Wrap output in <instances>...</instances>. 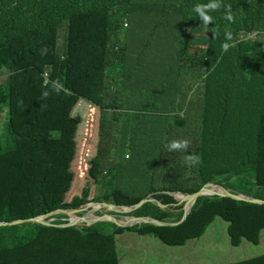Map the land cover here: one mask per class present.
Segmentation results:
<instances>
[{
  "label": "trees",
  "instance_id": "1",
  "mask_svg": "<svg viewBox=\"0 0 264 264\" xmlns=\"http://www.w3.org/2000/svg\"><path fill=\"white\" fill-rule=\"evenodd\" d=\"M216 2L205 28L193 11L197 4ZM230 5L234 22L224 18ZM94 14V30L83 38L90 47L104 44L101 84L99 149L93 158L81 204L63 199L43 200L35 210L29 199V156L24 145L0 134V264H119L114 253L120 235L130 232L151 237L171 247L200 238L220 218L226 221L231 245L243 241L254 246L264 230V205L221 196H201L186 220L176 227L151 223L119 226L113 221L66 226L78 209L83 216L91 202L115 206L136 205L154 194L142 207L123 213L103 208L99 215L153 218L168 223L183 219L185 202L177 204L169 192L191 195L207 183L264 200V0H0V123L14 100V76L3 75L15 65L13 48L23 33L56 30L53 61L45 65L48 76L39 95L47 122L29 137L43 142L61 141L67 134L69 73L76 37L74 17ZM97 15V17H96ZM126 24H128L126 26ZM129 24L131 26L129 27ZM61 30V37H59ZM231 31L232 41L225 32ZM256 39H247L248 34ZM142 40L128 53L125 39ZM154 42L153 52L146 46ZM223 43H235L224 51ZM172 51L167 53V49ZM59 81L63 90L52 88ZM49 95L42 98V93ZM43 106V107H42ZM188 111L187 118L179 113ZM28 110H21L24 120ZM190 145L172 163L147 158L148 149L167 150L174 139ZM38 147L30 152L33 156ZM195 154L200 162L188 166L183 157ZM128 156V157H127ZM157 157V155H155ZM101 164V167L99 166ZM40 179V171H35ZM158 202V203H157ZM182 202V201H181ZM85 205V209L81 207ZM55 213L51 224L32 220ZM29 221L14 224L17 220ZM99 224H111L104 230ZM239 264H264V255Z\"/></svg>",
  "mask_w": 264,
  "mask_h": 264
},
{
  "label": "rangeland",
  "instance_id": "2",
  "mask_svg": "<svg viewBox=\"0 0 264 264\" xmlns=\"http://www.w3.org/2000/svg\"><path fill=\"white\" fill-rule=\"evenodd\" d=\"M93 15L76 16L71 23V34L76 37V41L71 55L73 67L69 73L67 86L68 130L63 140L43 142L42 139H33L28 136V131H33L39 135L47 122V114L43 108L41 109L39 95L48 81L45 65L53 61V45L57 31L52 30L39 34L34 30H29L23 33V36L16 41L13 48L16 55L15 65L2 78L5 81L7 77L14 76L15 81H13L14 100L11 108L6 107L1 113L2 118L8 116L9 122L5 126L0 123V134L4 131L8 139L14 140L17 143L18 151L21 145H24L29 151V156L23 159L24 163L22 164L25 170H28V181L26 183L30 190L29 199L34 202L36 211L44 209L43 200L48 203L51 200L63 199L73 204H81L86 190L85 186L90 181L89 172L98 167L92 160L99 149L101 68L104 62L105 46L104 44L93 46L91 50L90 47L87 48L83 45L84 36L94 30ZM130 26L131 24H129ZM59 37H61V30H59ZM141 44H143L142 40L127 38L124 47L128 53H131ZM146 46L151 52L158 50L154 42H149ZM44 48L47 49V52L42 55L41 49ZM170 51H172L171 48L167 49V53ZM21 101L22 103H20ZM21 110L29 111L28 119H23ZM179 116L187 118L188 111L182 110ZM36 146L38 150L33 156L30 151ZM146 157H152L154 161L168 164L178 158V153H170L167 150L156 153L154 150L148 149ZM99 166L101 167V164ZM35 171L42 173L38 180ZM173 198L177 204L183 203L176 196H173ZM92 203L95 202H91L87 206L91 207ZM120 207L123 210L120 213H123L125 208L129 206L121 205ZM81 208L86 210L85 205ZM103 210H98L94 215L102 216L98 212ZM106 214L108 213L103 215ZM49 216L50 214L47 213L42 217L48 220ZM77 216V213L75 216L69 215V219ZM116 218L121 221L127 219L124 216H116ZM107 221L109 222V220L101 222ZM218 224L226 223L218 218L214 225L208 227L207 231L210 230V235L213 234L216 240L223 242L225 227ZM99 226L104 230L111 229V224H99ZM217 227L219 229L216 230ZM132 234L126 233L120 236L118 244L122 246L114 252L112 250V253L120 260V264H166V261H169L163 257L148 258L145 253L146 246L140 241L142 237L135 233ZM146 238L160 242L155 238ZM248 246L253 249L243 250L234 246L233 248L225 247L221 249L218 254V263L213 264H227L236 259L250 257L253 254L264 255V241L260 247Z\"/></svg>",
  "mask_w": 264,
  "mask_h": 264
},
{
  "label": "water",
  "instance_id": "3",
  "mask_svg": "<svg viewBox=\"0 0 264 264\" xmlns=\"http://www.w3.org/2000/svg\"><path fill=\"white\" fill-rule=\"evenodd\" d=\"M169 194L176 196L180 201L185 202L183 219L179 223H168V222L159 221V220H156L153 218H144V217L140 218V217H134V216H128L125 221H121L118 218H116L112 215H108V214L102 215V216H95L94 214L98 210L106 208V207H108L109 210L115 211L116 213H120L123 211L120 206L95 202V203H92L91 209L89 211H87V213L85 215L80 216V217L77 216L76 218H72V219H70V222L68 224L63 225V226L64 227L74 226V225H77L80 223L94 224V223L101 222L104 220H109V221L111 220L114 223H116L117 225L124 226V227L134 226V225L143 224V223L144 224L145 223H151V224H155V225H159V226H166V227H175V226L180 225L181 223H183L186 220V218L190 214L193 206L195 205L196 201L201 196H221V197H228V198H231V199L237 200V201H246V202H250V203H254V204L264 205L263 199H258V198H254L251 196L238 195V194L232 193V192L228 191L227 189H225L224 187H222V186H220L214 182L207 183L205 186H203V188L201 190H199L198 192H195L191 195H185V194H182L181 192H169ZM152 196H153V194L150 195L149 197L143 199L141 202H139L136 205L126 207L125 212H130V211L132 212V211L142 207L147 202L154 201L153 199H150ZM62 211L66 212L69 215H73V216H75V214L77 213L76 209L62 210ZM59 212H61V210L48 213V214H50L49 218L53 214L59 213ZM32 220L50 225L51 220H53V219H51L50 221H47V220H45V217L39 216V217L33 218ZM27 221H29V219L17 220L13 223L14 224H20V223H24ZM5 223H0V225L5 224Z\"/></svg>",
  "mask_w": 264,
  "mask_h": 264
},
{
  "label": "crops",
  "instance_id": "4",
  "mask_svg": "<svg viewBox=\"0 0 264 264\" xmlns=\"http://www.w3.org/2000/svg\"><path fill=\"white\" fill-rule=\"evenodd\" d=\"M216 221H214L211 225H214ZM226 224H218L223 225L225 227L224 230V240L223 242L216 240L215 236L210 235L209 231L206 232L197 239L188 241L183 246L171 247L162 242H157L151 239H147L146 237L141 238V242L146 246V255L147 257L153 258H166V264H213L218 263L219 251L225 247L233 248L231 245L230 237L228 234V226L229 224L223 220ZM176 227V226H175ZM219 227L216 228V230ZM127 234H132L130 232H126ZM126 233L120 235L123 236ZM133 235V234H132ZM133 237V236H132ZM119 239V237H118ZM264 241V230L261 233V242L258 246L260 247L262 242ZM252 245L246 241H243L242 244L235 248H240L243 250H252L253 248H249ZM118 247V243H117ZM249 252V251H247ZM110 256L113 257L112 252H109ZM263 255H251L250 257H245L244 259H236L235 261L228 262L227 264H239L244 261L252 260L257 257ZM119 260V259H118ZM120 264V260H119Z\"/></svg>",
  "mask_w": 264,
  "mask_h": 264
},
{
  "label": "clouds",
  "instance_id": "5",
  "mask_svg": "<svg viewBox=\"0 0 264 264\" xmlns=\"http://www.w3.org/2000/svg\"><path fill=\"white\" fill-rule=\"evenodd\" d=\"M225 7V15L224 18L227 19L230 22H234V17L233 14L231 12V6L227 5L224 6ZM221 8V4L216 3V2H210L208 4H197L194 6L193 11L198 15V17L200 18V20H202L203 22V26L205 28H207V26L212 22V16H210L208 14L209 11H213V10H219ZM256 32L255 33H251L248 34L247 39H251L253 38L254 40L256 39ZM225 37L227 41H232L233 40V35L231 33V31H226L225 32ZM222 49L224 51H227L229 49V47H235V43L229 44V43H223L221 45ZM47 52V49H41V54L45 55ZM6 75L4 74L2 78H4ZM52 88L55 92L59 93L60 91L63 90V85L59 82V81H55L52 82ZM49 92L48 91H44L42 93V98H46L48 97ZM22 103V101L20 102ZM43 107V106H42ZM190 145V141L187 139H174L172 141H170L166 147L168 149L169 152L171 151H185L187 150V148ZM183 162L188 165V166H193L197 163L200 162V157L192 154V155H187L183 157ZM0 223H5V222H0Z\"/></svg>",
  "mask_w": 264,
  "mask_h": 264
},
{
  "label": "built area",
  "instance_id": "6",
  "mask_svg": "<svg viewBox=\"0 0 264 264\" xmlns=\"http://www.w3.org/2000/svg\"><path fill=\"white\" fill-rule=\"evenodd\" d=\"M128 24H126V26H127Z\"/></svg>",
  "mask_w": 264,
  "mask_h": 264
}]
</instances>
